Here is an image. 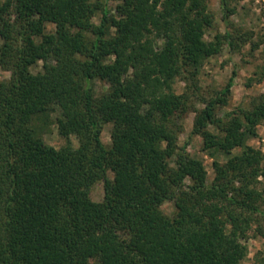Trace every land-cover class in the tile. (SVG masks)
Returning <instances> with one entry per match:
<instances>
[{
  "label": "trees",
  "instance_id": "trees-1",
  "mask_svg": "<svg viewBox=\"0 0 264 264\" xmlns=\"http://www.w3.org/2000/svg\"><path fill=\"white\" fill-rule=\"evenodd\" d=\"M219 5L226 31L208 40V0H0V264H244L249 232L264 236V155L246 143L264 95L219 116L236 69L202 92L203 61L237 45ZM55 111L59 148L40 135ZM190 111V139L226 157L211 182L178 143Z\"/></svg>",
  "mask_w": 264,
  "mask_h": 264
},
{
  "label": "rangeland",
  "instance_id": "rangeland-1",
  "mask_svg": "<svg viewBox=\"0 0 264 264\" xmlns=\"http://www.w3.org/2000/svg\"><path fill=\"white\" fill-rule=\"evenodd\" d=\"M113 7L114 2L110 3ZM208 6L213 14V26L206 33L208 40L213 39L217 33H225L226 25L222 19L219 0H208ZM229 28L237 38V45L230 48L224 45L222 51L215 56L207 58L200 66L197 77L198 84L206 96H213L221 90L232 75L234 69L237 70L235 85L231 89L228 103L218 111L219 116L231 111L241 103L249 104L252 99L264 95V0H229ZM94 22H99V15L93 18ZM52 23L46 25L47 31H54ZM42 61L32 67L33 71L41 69ZM9 72L0 68L1 78H8ZM186 82L182 78H176L173 82V89L176 93H182L186 89ZM95 88L99 94L106 91L108 85L102 81H95ZM202 104H197L201 108ZM59 113L51 112L49 119L46 120L44 130L40 132L43 140L55 148H59L66 143V139L58 133L56 119ZM195 112H188L182 120L183 129L179 133V145L182 146L188 141L187 151L195 158L200 159L208 173V182L214 177V159L224 162L226 157L216 153L215 156L203 151L202 138L195 135L190 139V132L193 127ZM112 123L107 122L103 125L101 138L107 145L111 143ZM257 134L246 143L255 149L261 150L264 155V118L257 125ZM74 146L78 145V138L71 136ZM241 149L237 148L233 152L238 153ZM112 177V173L110 172ZM258 188L264 193V176L259 177ZM104 195L103 184L98 182L92 187L91 196L94 200H101ZM167 215H172L175 208L172 202H165L162 206ZM255 228V224L253 227ZM254 231L249 232L246 244L248 254L243 260L244 264H264V236L253 235Z\"/></svg>",
  "mask_w": 264,
  "mask_h": 264
}]
</instances>
